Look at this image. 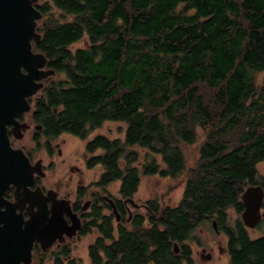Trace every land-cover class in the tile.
<instances>
[{"label":"trees","instance_id":"trees-1","mask_svg":"<svg viewBox=\"0 0 264 264\" xmlns=\"http://www.w3.org/2000/svg\"><path fill=\"white\" fill-rule=\"evenodd\" d=\"M34 5L42 17L33 49L55 71L40 89L45 133L83 139L107 121L121 122L122 137L96 133L85 143L89 166L103 168L102 182L122 178L127 196L143 175L182 181L178 202L146 200L143 212L117 228L112 215L95 211L80 231L97 228L87 245L89 264H182L185 238L227 207L239 208V194L264 162V0ZM197 127L203 138L190 165L186 151ZM243 236L240 259L264 253V241ZM58 249L46 255L38 248L36 261L51 255L52 264H81L69 244Z\"/></svg>","mask_w":264,"mask_h":264},{"label":"flooded vegetation","instance_id":"flooded-vegetation-1","mask_svg":"<svg viewBox=\"0 0 264 264\" xmlns=\"http://www.w3.org/2000/svg\"><path fill=\"white\" fill-rule=\"evenodd\" d=\"M29 101L30 110L20 112L15 116L19 123H27V127H21L20 136L17 137L11 130L12 124H7V133L10 144L13 147L23 149L34 169H38L39 172L34 171L33 181L27 184L28 193L17 194L18 198L15 197L16 185L13 183L9 184L2 194L0 211L9 210L14 216L27 220L30 217V212H36L38 210L37 205H43L44 203L48 217L61 211L66 225H70L72 221L78 219L80 221L79 228L76 229L71 237L64 234L63 240L57 238L45 250L41 248L39 242H35L31 250V264H34L37 263L35 253L38 252V248L46 255L54 250H57L56 252L58 253L60 245H70L67 240L72 241L74 237L76 239L83 236L80 234L82 226L87 220L92 218V214L95 211L112 215L113 225L117 228L119 223L124 224L126 221H131L136 214L135 209L141 207V204L134 200L138 187L131 195L124 196L122 192L123 179L119 178L104 183L101 179L102 171L96 179L84 183L82 180V169L76 164L67 166L69 172H67L68 181L66 183L60 179L57 181L53 180L47 184L45 179L47 180L49 175H52L54 157L62 154L64 139L61 141L59 139L61 134L66 132L45 133V125L39 115L42 113L41 108L46 106V96L38 91L29 97ZM51 109L53 113L57 110L56 108ZM24 138L27 143H20ZM42 151L45 152L48 159L39 156ZM88 158L85 160V167L89 169L95 165L89 166ZM73 183L74 185L71 186ZM251 185L258 186L261 189L258 191V194L261 193V198L259 200L258 220L256 223L250 226L242 220V212L245 208V203L241 199V194L244 191L242 190L238 198L239 208L233 205L227 207L221 215L222 218L213 217L200 223L192 234L193 238H185L184 245L186 250L182 264H264V253L262 255H256L255 253L242 255L241 259L236 255V252L242 248L239 241L241 234L244 235V241L246 242L264 241V173L257 170L254 180L248 183L247 186ZM112 186H115L114 193L112 192ZM114 207L119 218H116ZM231 211L236 214L235 217L231 216ZM213 220H215V225L212 223ZM204 225L210 226L211 230L214 231V235L224 236L225 244H221L219 239H200L198 234L203 232ZM196 231H198L197 235ZM91 232H97V228H92ZM52 257L49 255L47 258L51 264L53 263ZM63 258L67 259L65 256Z\"/></svg>","mask_w":264,"mask_h":264},{"label":"water","instance_id":"water-1","mask_svg":"<svg viewBox=\"0 0 264 264\" xmlns=\"http://www.w3.org/2000/svg\"><path fill=\"white\" fill-rule=\"evenodd\" d=\"M37 1L0 0V200L11 183L16 185V198L17 194L28 193L27 184L33 181L34 171H38L23 149L10 144L7 133V124H12L13 134L20 136V128L27 127V123H19L15 116L30 110L28 98L42 88L43 79L55 73L54 69L46 67L45 54L33 49V44L41 38L36 30L37 21L42 17V12L34 5ZM260 190L251 185L241 194L245 203L242 220L250 226L258 220ZM37 206L38 210L30 212L27 220L14 216L9 210L0 211V264H31L35 242L45 250L57 238L63 240L64 234L71 237L79 228V219L66 225L61 211L48 217L45 204ZM113 210L119 218L115 207ZM212 223L215 225V220ZM174 251H179L177 243Z\"/></svg>","mask_w":264,"mask_h":264},{"label":"rangeland","instance_id":"rangeland-1","mask_svg":"<svg viewBox=\"0 0 264 264\" xmlns=\"http://www.w3.org/2000/svg\"><path fill=\"white\" fill-rule=\"evenodd\" d=\"M85 39L78 41L75 43L74 46H80L84 45ZM36 51V50H35ZM264 80V73L260 74L259 81L262 82ZM255 95V94H254ZM123 126L124 124L121 122H115V121H107L103 123V125L90 132L86 138H79L75 135L69 134V133H63L61 134V138L59 141L64 139L63 142V148H62V154L55 155L54 157V168L51 171L52 175H49L48 179H45V182L47 184L51 183L53 180H64L66 183L68 181L67 179V172H69L67 166L69 164H76L82 169V180L84 183H88L94 179L97 178L98 174L103 170L102 166L100 164H96L92 168H86L85 167V160L90 156V154H86L85 152V143L86 141L91 138L96 133H102L107 135L109 138H116V137H122L123 136ZM198 132V139L195 143L187 146L186 155L189 161V164L192 165L198 160V145L200 144L203 134L201 132V129L197 127ZM20 143H27V140L24 138L20 141ZM29 146V145H28ZM99 152V150L97 151ZM96 152V153H97ZM145 150L141 152V159H145ZM40 157L44 159H48L45 152L42 151L39 154ZM258 172L264 173V162H260L257 166ZM74 180H76L75 177H73ZM182 181H177L174 179H171L169 177H161L159 175H143L140 179V183L138 186V190L134 195V200L141 204V207L138 209H135V212H143L144 211V202L149 199H158L162 203H169V204H175L178 202V200L182 196ZM74 185L71 184V186ZM172 185L173 188H171ZM115 186H112V192L115 191ZM114 193V192H113ZM133 210V208L131 207ZM231 216L235 217L236 214L231 211ZM214 231L211 230V227L208 225L203 226V232L196 231V235L200 236V239H211V240H220L221 244H225L224 236L222 235H214ZM97 232H89L81 237H77L75 239L72 238V241L67 240V242L70 243L72 246V255L76 256L81 261V264H89V257L87 252V245L92 242L95 237L97 236ZM34 264H39L34 263ZM44 264H51L50 260L44 261Z\"/></svg>","mask_w":264,"mask_h":264}]
</instances>
